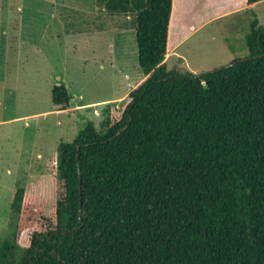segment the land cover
Wrapping results in <instances>:
<instances>
[{"label": "trees", "instance_id": "1", "mask_svg": "<svg viewBox=\"0 0 264 264\" xmlns=\"http://www.w3.org/2000/svg\"><path fill=\"white\" fill-rule=\"evenodd\" d=\"M96 3L135 17L148 78L102 110V131L87 120L59 145L50 209L37 184L15 187L0 264H264V27L249 57L179 72L165 62L173 0ZM52 102L70 107L65 86Z\"/></svg>", "mask_w": 264, "mask_h": 264}, {"label": "rangeland", "instance_id": "2", "mask_svg": "<svg viewBox=\"0 0 264 264\" xmlns=\"http://www.w3.org/2000/svg\"><path fill=\"white\" fill-rule=\"evenodd\" d=\"M180 3L174 24L186 35L246 0ZM254 20L264 27V2L207 23L180 50L183 61L165 60L169 69L202 73L249 57L246 35ZM174 38L172 30L170 47ZM146 78L138 62L133 15H111L96 0H0V243L18 220L11 210L15 187L37 184L45 198L43 211L50 209L55 203L49 174L53 158L61 143L74 141L86 126L87 119L74 111L56 112L64 110L53 105V87L65 86L82 102L119 97L104 104L122 107ZM12 83L15 94H4V85ZM104 108L88 109L87 118L99 131Z\"/></svg>", "mask_w": 264, "mask_h": 264}, {"label": "crops", "instance_id": "3", "mask_svg": "<svg viewBox=\"0 0 264 264\" xmlns=\"http://www.w3.org/2000/svg\"><path fill=\"white\" fill-rule=\"evenodd\" d=\"M192 1L193 0H189V3H192ZM181 4L182 3H180V0H179L178 3H175V0H173V10H172V15H171V19H170V25H169L168 54L166 55V59L167 58H170V57H176V58L182 59V61H183L184 60V56L182 55V53L180 52V50L187 44V42L190 40V37L193 34L197 33L200 29H202V27L204 25H206L207 23L216 22V21L221 20V19L229 18V17H231V16H233V15H235L237 13H240L242 11H247V10L250 9V7L247 5V2L246 3H243V4L239 5V6H236V7L226 9V10L220 12L219 14H215L214 16H212L211 18H209L208 20H206L203 24H201L196 29H194L191 34H186L185 35L184 33L179 34L180 33V30H181V28L179 30V23H177L176 25L174 24V12H175V8L176 7L180 8L182 6ZM172 30H174L175 38H174L172 47H170V34H171V31ZM189 71H191L193 73H198L197 70H192V69L190 70L189 69ZM7 79H9V78H7ZM7 82H8V80H7ZM14 89H15V83L14 84L12 83V84H10L8 86L4 85V87H3V93L6 94V95H9V96H13L15 94ZM51 96H52V93H51ZM116 100H119V97L112 98V99H109V100H97V101L82 102V97H79L76 100H74L71 97L70 107L67 108V109H63L64 111H57L56 110V112L57 113L58 112L61 113V112H71V111H74V113H78L80 116H83L82 119H84V120L85 119L90 120V119L87 118V116H90L89 115V112H88V109L89 108H95V107L104 108V106H106V104H104L105 102H109V101L116 102ZM56 108H58V107H56ZM16 119H20V118H15V120ZM21 119H23V118H21Z\"/></svg>", "mask_w": 264, "mask_h": 264}, {"label": "water", "instance_id": "4", "mask_svg": "<svg viewBox=\"0 0 264 264\" xmlns=\"http://www.w3.org/2000/svg\"><path fill=\"white\" fill-rule=\"evenodd\" d=\"M213 71H215V70H213Z\"/></svg>", "mask_w": 264, "mask_h": 264}]
</instances>
